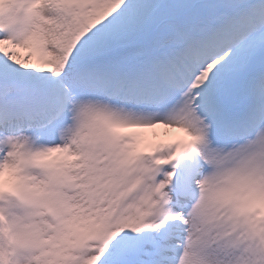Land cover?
Returning a JSON list of instances; mask_svg holds the SVG:
<instances>
[{
	"label": "snow or ice",
	"instance_id": "snow-or-ice-1",
	"mask_svg": "<svg viewBox=\"0 0 264 264\" xmlns=\"http://www.w3.org/2000/svg\"><path fill=\"white\" fill-rule=\"evenodd\" d=\"M0 264H264V0H0Z\"/></svg>",
	"mask_w": 264,
	"mask_h": 264
}]
</instances>
